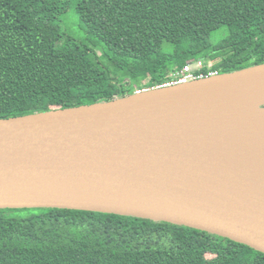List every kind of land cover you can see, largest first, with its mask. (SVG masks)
Returning a JSON list of instances; mask_svg holds the SVG:
<instances>
[{
    "label": "trees",
    "instance_id": "1",
    "mask_svg": "<svg viewBox=\"0 0 264 264\" xmlns=\"http://www.w3.org/2000/svg\"><path fill=\"white\" fill-rule=\"evenodd\" d=\"M71 1L0 0V119L123 98L199 60L219 74L264 64V0H76L91 46L62 32ZM0 264H264V254L142 218L0 209Z\"/></svg>",
    "mask_w": 264,
    "mask_h": 264
},
{
    "label": "water",
    "instance_id": "2",
    "mask_svg": "<svg viewBox=\"0 0 264 264\" xmlns=\"http://www.w3.org/2000/svg\"><path fill=\"white\" fill-rule=\"evenodd\" d=\"M0 209L142 218L264 254V64L0 119Z\"/></svg>",
    "mask_w": 264,
    "mask_h": 264
},
{
    "label": "rangeland",
    "instance_id": "3",
    "mask_svg": "<svg viewBox=\"0 0 264 264\" xmlns=\"http://www.w3.org/2000/svg\"><path fill=\"white\" fill-rule=\"evenodd\" d=\"M76 0H72L66 14L61 17L60 26L65 36L71 37L78 43L83 45H92L91 41L87 40V36L81 29L78 16L75 9ZM228 34V28L222 27L212 35L213 43L217 44L221 39Z\"/></svg>",
    "mask_w": 264,
    "mask_h": 264
},
{
    "label": "built area",
    "instance_id": "4",
    "mask_svg": "<svg viewBox=\"0 0 264 264\" xmlns=\"http://www.w3.org/2000/svg\"><path fill=\"white\" fill-rule=\"evenodd\" d=\"M206 66L208 68H211L212 63L211 62L206 63L204 60H199L196 63L186 64L182 70L172 75L171 81L167 82L164 85L158 86V87H166V86H171V85H176V84H184L190 81H195V80L203 79L206 77H213L218 74V72L213 69H210L209 72H206V70H204Z\"/></svg>",
    "mask_w": 264,
    "mask_h": 264
},
{
    "label": "clouds",
    "instance_id": "5",
    "mask_svg": "<svg viewBox=\"0 0 264 264\" xmlns=\"http://www.w3.org/2000/svg\"><path fill=\"white\" fill-rule=\"evenodd\" d=\"M219 74V73H218Z\"/></svg>",
    "mask_w": 264,
    "mask_h": 264
}]
</instances>
